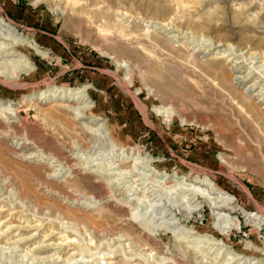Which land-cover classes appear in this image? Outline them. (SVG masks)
Here are the masks:
<instances>
[{
  "label": "rangeland",
  "instance_id": "374dc122",
  "mask_svg": "<svg viewBox=\"0 0 264 264\" xmlns=\"http://www.w3.org/2000/svg\"><path fill=\"white\" fill-rule=\"evenodd\" d=\"M0 20V264H264V0H0ZM205 181L232 202L191 210L178 184Z\"/></svg>",
  "mask_w": 264,
  "mask_h": 264
},
{
  "label": "bare ground",
  "instance_id": "6f19581e",
  "mask_svg": "<svg viewBox=\"0 0 264 264\" xmlns=\"http://www.w3.org/2000/svg\"><path fill=\"white\" fill-rule=\"evenodd\" d=\"M2 27H4L5 29L2 30ZM0 30L3 31L4 34L6 33V36L11 37L14 42L17 41V39L15 38L13 30L9 26L5 25V23L2 20H0ZM4 45L5 44H3L2 42L0 43V58L9 56V54H6V55L4 54L5 51H6V48H5ZM5 61L13 62V60H11V59H8V60L5 59ZM5 61H2V62H5ZM15 62H17V61H15ZM5 63H3V64H5ZM7 65H8V63H7ZM185 182H180L178 185L182 186L181 189L184 192L186 203H187L188 206H191L190 207L191 210H196L198 208V204L195 203V202H196V198L199 197V196L201 198H204L207 202H209L211 207L214 208V209H217V208L221 207L222 204H224V203L228 204V203L232 202V197L230 195H228L226 193H223V192L217 190L216 188H214L213 182H211V181H205L204 182L205 185L207 186V188H201V187L196 186L194 184H190V183L188 184V183H185ZM217 217H218V220H222L224 222L223 228H229V226L235 225L231 221V219L229 218V215L226 214V213L217 212ZM198 241L200 243L204 244V245L205 244L206 245L211 244V245H213L215 247L214 249H215V251H217V253H216L214 259L219 258L220 256L223 255L224 251H223V248L220 247V244L212 243L211 240H207V239H200ZM224 261L226 262L225 264H230V263H234V264L235 263L236 264H257L256 261H251V260H248V259L235 257V256H232L230 254H229V256L226 259H224ZM73 262H75V261L73 260Z\"/></svg>",
  "mask_w": 264,
  "mask_h": 264
}]
</instances>
